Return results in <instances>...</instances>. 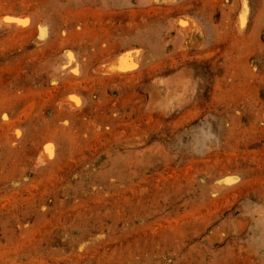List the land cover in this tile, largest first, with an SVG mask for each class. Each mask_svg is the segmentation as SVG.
<instances>
[{"label": "rangeland", "instance_id": "obj_1", "mask_svg": "<svg viewBox=\"0 0 264 264\" xmlns=\"http://www.w3.org/2000/svg\"><path fill=\"white\" fill-rule=\"evenodd\" d=\"M0 264H264V0H0Z\"/></svg>", "mask_w": 264, "mask_h": 264}, {"label": "bare ground", "instance_id": "obj_2", "mask_svg": "<svg viewBox=\"0 0 264 264\" xmlns=\"http://www.w3.org/2000/svg\"><path fill=\"white\" fill-rule=\"evenodd\" d=\"M147 1L149 3H153L157 5L175 6L178 3H180L181 0H147ZM184 19L179 22L181 27L180 33L184 36V38L186 36L191 37L195 33L194 24L191 22L192 20H189L187 18L186 20ZM3 20L5 21L6 19L3 18ZM245 20H246V16L243 13L240 19L237 21L239 23L238 24L236 23L238 26L235 25L237 27V28L235 27L237 34H241V32L244 30ZM6 22H10V21L7 20ZM25 23L26 20L23 19L18 21L16 24L14 23V26L15 28L22 27L23 25H25ZM176 23H178V21ZM193 37L195 38V36ZM193 46H195V44ZM127 57L128 55L125 54V56L120 58L119 61H115L107 65L104 64V66L99 69V72L101 73L102 76H107V77H113V76L122 77L127 74H132L136 65L130 64L132 63V61L129 63ZM175 78H176L175 81L172 83H170L169 82L170 80L166 78L165 79L162 77L158 79L156 78L152 80V82L146 85L145 90H147V92L149 93V100H148V104L146 105L145 111L162 114L168 117L194 98L195 85L191 81L190 77L184 75L183 77H175ZM77 100L78 98H71V96L70 98L66 97L64 98V100H61L60 103L61 107L60 106L59 107L61 109L63 108L65 110L71 111L72 109H75L77 108V106H79V102ZM52 152L53 150L51 149L50 146H47L45 149H43L41 153L42 156L40 158L41 163L47 162L49 159H51Z\"/></svg>", "mask_w": 264, "mask_h": 264}]
</instances>
